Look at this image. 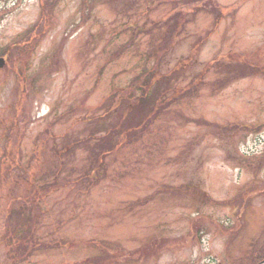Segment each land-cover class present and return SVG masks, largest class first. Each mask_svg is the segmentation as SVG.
<instances>
[{
	"label": "rangeland",
	"instance_id": "1",
	"mask_svg": "<svg viewBox=\"0 0 264 264\" xmlns=\"http://www.w3.org/2000/svg\"><path fill=\"white\" fill-rule=\"evenodd\" d=\"M0 58V264L264 259V0H0Z\"/></svg>",
	"mask_w": 264,
	"mask_h": 264
},
{
	"label": "trees",
	"instance_id": "2",
	"mask_svg": "<svg viewBox=\"0 0 264 264\" xmlns=\"http://www.w3.org/2000/svg\"><path fill=\"white\" fill-rule=\"evenodd\" d=\"M168 82H169V80H166L164 82V84H161L160 83L159 86L157 87L156 91H160V89L162 88V86L165 85V84H167ZM148 104H149L148 98L147 99H144V100H143V98H140L139 105L137 107H135V109H134L133 112H139L141 109H144V107H146ZM28 209L31 210V208H26V207H23L22 208V210L23 211L25 210V212H27ZM18 215H20V214H18ZM23 216H24V214H23ZM157 248H158V251H159L160 248L159 247H157Z\"/></svg>",
	"mask_w": 264,
	"mask_h": 264
},
{
	"label": "flooded vegetation",
	"instance_id": "3",
	"mask_svg": "<svg viewBox=\"0 0 264 264\" xmlns=\"http://www.w3.org/2000/svg\"><path fill=\"white\" fill-rule=\"evenodd\" d=\"M257 256H260V255H259V252L256 253V255H255V260H254V261H259L257 264H262L263 261H264V259H262V258H258ZM252 264H255V263H252Z\"/></svg>",
	"mask_w": 264,
	"mask_h": 264
},
{
	"label": "water",
	"instance_id": "4",
	"mask_svg": "<svg viewBox=\"0 0 264 264\" xmlns=\"http://www.w3.org/2000/svg\"><path fill=\"white\" fill-rule=\"evenodd\" d=\"M4 66H5L4 59H0V68H3ZM262 264H264V262Z\"/></svg>",
	"mask_w": 264,
	"mask_h": 264
}]
</instances>
